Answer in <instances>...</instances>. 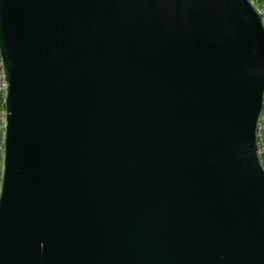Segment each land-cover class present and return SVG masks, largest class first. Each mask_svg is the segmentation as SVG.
Instances as JSON below:
<instances>
[{"label": "water", "instance_id": "obj_1", "mask_svg": "<svg viewBox=\"0 0 264 264\" xmlns=\"http://www.w3.org/2000/svg\"><path fill=\"white\" fill-rule=\"evenodd\" d=\"M0 59V264H264L251 0H0Z\"/></svg>", "mask_w": 264, "mask_h": 264}, {"label": "built area", "instance_id": "obj_2", "mask_svg": "<svg viewBox=\"0 0 264 264\" xmlns=\"http://www.w3.org/2000/svg\"><path fill=\"white\" fill-rule=\"evenodd\" d=\"M251 1L255 5L257 10L260 12L264 20V9L259 7L255 1L253 0ZM6 95H7V84L5 82V77L2 69V62L0 59V140L2 142V150H1L2 165H3V156H4V137H5L6 117H7V112L5 107ZM258 144H259L261 162L264 167V111L258 127Z\"/></svg>", "mask_w": 264, "mask_h": 264}, {"label": "trees", "instance_id": "obj_3", "mask_svg": "<svg viewBox=\"0 0 264 264\" xmlns=\"http://www.w3.org/2000/svg\"><path fill=\"white\" fill-rule=\"evenodd\" d=\"M257 3L259 7L264 9V0H253ZM1 150H2V142L0 140V183H1V177H2V157H1Z\"/></svg>", "mask_w": 264, "mask_h": 264}]
</instances>
